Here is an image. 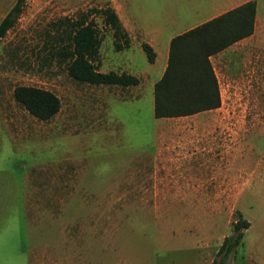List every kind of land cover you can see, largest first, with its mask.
Returning a JSON list of instances; mask_svg holds the SVG:
<instances>
[{"label":"rangeland","instance_id":"374dc122","mask_svg":"<svg viewBox=\"0 0 264 264\" xmlns=\"http://www.w3.org/2000/svg\"><path fill=\"white\" fill-rule=\"evenodd\" d=\"M255 2L260 29L210 57L219 106L155 118L163 60L148 63L133 43L116 52L99 15L89 18L102 69L128 67L138 92L70 78L38 46L50 20L109 5L130 28L133 12L169 11L170 0H26L0 38V264H210L238 219L249 225L225 264H264V0ZM16 85L49 90L58 111L31 116Z\"/></svg>","mask_w":264,"mask_h":264},{"label":"trees","instance_id":"16d2710c","mask_svg":"<svg viewBox=\"0 0 264 264\" xmlns=\"http://www.w3.org/2000/svg\"><path fill=\"white\" fill-rule=\"evenodd\" d=\"M26 0H15L0 20V38L14 24L23 11ZM90 13L101 17L102 24L111 31L115 50L128 47L129 37L114 10L105 5L79 12L75 18L60 17L47 22L39 49L66 61V74L90 84L135 85L137 77L126 72L98 70L100 35ZM255 13L254 0L225 11L203 23L173 36L161 76L152 86V113L155 118L188 116L219 106L217 80L209 57L232 43L250 35ZM141 48L147 62L154 60V52L145 43ZM12 97L31 116L47 120L59 109L58 97L49 90L16 85ZM246 220H236L234 234L223 238L210 264H225L228 253L239 245ZM218 257V258H217Z\"/></svg>","mask_w":264,"mask_h":264},{"label":"crops","instance_id":"0c3cea01","mask_svg":"<svg viewBox=\"0 0 264 264\" xmlns=\"http://www.w3.org/2000/svg\"><path fill=\"white\" fill-rule=\"evenodd\" d=\"M246 1L250 0H170L171 4L169 6V11L163 9L157 12L156 15L149 13V11L133 12V26L130 28L122 24L119 16H117L119 18L122 28L129 37L130 42L128 47L133 43V46L142 50L141 45L142 43H145L154 52V60L150 64L154 65L157 60H163L162 67L160 69V77L166 65L169 42L173 36L182 33L200 23H203L225 11L237 7ZM14 2L15 0H0V20L3 18V16L6 14V12L9 10V8ZM168 22L171 23L170 28H168ZM259 29L260 22L257 19L255 2V13L253 19L252 33L232 44L241 42L245 39L252 37ZM121 50L115 51L119 52ZM98 59V70L101 72H107L112 70L115 72L129 73L128 67L125 66L116 67L115 70H113L111 67H106L105 69H102V59L100 58L99 54ZM134 76L138 79V83L135 85L121 86L115 84H105V86H111L112 89H117L119 91L121 89H133V93L136 89V91L138 92V89L142 87V78L141 76L136 74Z\"/></svg>","mask_w":264,"mask_h":264}]
</instances>
